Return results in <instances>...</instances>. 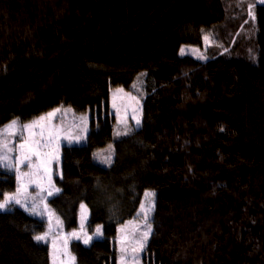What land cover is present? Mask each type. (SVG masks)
<instances>
[{"label": "trees", "instance_id": "1", "mask_svg": "<svg viewBox=\"0 0 264 264\" xmlns=\"http://www.w3.org/2000/svg\"><path fill=\"white\" fill-rule=\"evenodd\" d=\"M206 35V59L179 54ZM135 82L141 123L117 136L109 94ZM55 107L90 111L85 141L61 147V194L48 197L64 232L81 202L88 231L101 227L90 245L69 241L75 264H117V226L146 190L143 264H264V3L0 0V128ZM15 185L0 168V199ZM47 227L18 206L0 212V264H51L33 240Z\"/></svg>", "mask_w": 264, "mask_h": 264}, {"label": "snow or ice", "instance_id": "2", "mask_svg": "<svg viewBox=\"0 0 264 264\" xmlns=\"http://www.w3.org/2000/svg\"><path fill=\"white\" fill-rule=\"evenodd\" d=\"M264 3V0H260ZM254 5H248V16L254 21ZM207 43L208 37L205 36ZM227 50V49H226ZM193 51H198L193 49ZM184 49L181 48V54ZM200 60L207 57L198 56ZM144 75V74H141ZM135 87V85H134ZM127 103L118 104L117 101H125ZM112 107L116 110L117 124H123V133L115 131V135H129L133 129L128 126V112L132 113V119L138 128L140 126V101L136 96L126 93L123 88H116L112 93ZM121 107H123V115H121ZM59 108L39 116L36 119L27 122H21L20 118H14L2 128H0V168L7 169L9 173L15 172L16 188L15 191H4L3 198L0 199V212L14 211L16 206L23 209L24 212L36 217H47L48 229L44 232H37L33 235L36 242H46L51 238L52 243L49 247V257L51 264H75V257L69 251V241L75 239L81 241L84 245H90L94 237L102 236L101 227L97 225L93 235H89L85 231L83 221L86 219V208L81 203V226L79 231H72L63 234V222L59 217H55V213L49 208L48 197H54L61 194V189L57 187L53 181L55 175L63 178L60 170L62 141H66L69 145L79 144L83 140L80 132L86 133L87 127H83L76 133H65L54 123V117ZM19 135L20 143L14 144V138ZM109 145V149H111ZM113 152H109L99 157L101 163L109 167L113 164ZM95 156V154H94ZM27 168V171H23ZM35 186L38 192L33 195L29 192V188ZM155 193L151 191L144 192V199L140 201L139 214H143L142 230L137 225L131 232L127 230V225L118 228L117 232H123L117 243L121 245L119 251L121 256L117 264H138V253L142 252L152 233V223H150V214L154 210ZM55 217V224L53 219ZM131 223V222H129ZM55 228L56 234L52 235ZM138 233V234H137ZM129 250H131V258H129Z\"/></svg>", "mask_w": 264, "mask_h": 264}, {"label": "rangeland", "instance_id": "3", "mask_svg": "<svg viewBox=\"0 0 264 264\" xmlns=\"http://www.w3.org/2000/svg\"><path fill=\"white\" fill-rule=\"evenodd\" d=\"M257 1L260 2V0H257ZM207 37H208V41L206 43L205 39H204L205 36H204V38H203L204 42H203V46L202 47H197V46H194V45L191 46V45H188V44H182V46L178 50L179 54L182 55L181 54V48H183L184 49L183 54H189V55L195 56L197 58L200 55H205L204 54L205 47L210 45V43H211V40L209 39V36H207ZM193 49H196L198 51H193ZM134 85H135V87H134ZM117 88H123V87L119 86ZM141 88H142V86H139L138 82H135V83L131 84L130 89H128V90L123 88L126 93H130L131 95L136 96L139 99V101H140V111H141V97H140L141 96L140 95L141 94ZM115 89L116 88L111 89L110 94H109V109H110V112L113 114L114 120L116 122V124H115L116 131L120 132V131H123L122 129H124V126H123V124H119V125L117 124L116 110L112 107V93H113V91H115ZM117 103L118 104H124V103H127V100H125V101H117ZM55 108H59L60 111L56 113V115L54 117V123H55V125L57 127L61 128L65 133H76L80 129L85 127V125H86L87 132L86 133L80 132V134L83 136V140L81 141V143H83L85 141V139H86V136L89 133L88 131H89L90 126H91L90 121H88V118L90 116V111L85 112V113H81V114H78V113L76 114L74 111H72V110H70L68 108H66V109L65 108H60V107H55ZM52 109H54V108H52ZM52 109L44 111L43 114L35 116L33 119H36L39 116L44 115V114L52 111ZM123 111H124V109H123V107H121V115H123ZM139 115H140V113H139ZM14 118H16V117H13L12 119H14ZM30 120H32V119H30ZM10 121H8V122H10ZM27 121H29V120H26V121H23V122H27ZM6 124H4V125H6ZM128 126L129 127H136L135 121L132 119V113H131L130 110L128 112ZM19 143H20V137H19V135H17L14 138V144H19ZM61 143H62V145L63 144H67L66 141H62ZM60 151H61V149H60ZM106 154H108V152L107 151L106 152L103 151L102 156L106 155ZM98 162L101 163V161H99V160H98ZM22 170L23 171H27V168H23ZM12 172L14 173V177H15V172L14 171H12ZM15 188H16V185H15ZM14 191L15 190H13L12 192H14ZM147 191H149V190H147ZM29 192L31 194L35 195L38 192V189H36L35 186H32V187L29 188ZM81 203H83L85 205V208H86V213H85L86 219L83 221L84 226H85V231H87L89 235H93L95 233V231H96V227L97 226L94 228L93 233H90L88 231L87 223H88V220H89V218H88L89 210H88V208H87V206H86V204L84 202H81ZM81 203L78 206V208H79L78 209V216H77V219H78L77 225H78V227L75 230H73V231H79L80 230V226H81V212H82V210L80 208ZM138 213H139V209L135 213V217H133L130 220L125 221V223L119 224L117 226V228H123L125 225H127V230H128V232L130 234H131L132 230L134 228H136L137 225H140L141 226L140 230H142L143 214H139L138 215ZM55 217H57L56 214H55ZM55 217L53 219V224H55ZM150 218H151V216H150ZM46 219H47V217H46ZM129 222H131V223H129ZM47 229H48V227L44 231H46ZM61 231H62L63 234H66V232H64L63 230H61ZM55 234H56V230L54 228L52 235H55ZM122 235H123V232H120L115 237L114 247H115V250H116V253H117V257H116L117 262H118V260H119V258L121 256V253L119 251L121 245L118 244L117 241ZM45 243H47L48 247H50V245L52 243L51 238H49ZM142 253H143V251L137 254L138 255V264H143ZM131 255H132L131 250H129V258H131ZM50 263H51V260H50Z\"/></svg>", "mask_w": 264, "mask_h": 264}]
</instances>
